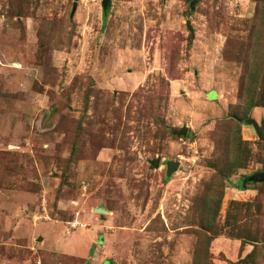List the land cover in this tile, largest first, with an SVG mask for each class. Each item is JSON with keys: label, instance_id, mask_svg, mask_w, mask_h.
I'll list each match as a JSON object with an SVG mask.
<instances>
[{"label": "rangeland", "instance_id": "obj_1", "mask_svg": "<svg viewBox=\"0 0 264 264\" xmlns=\"http://www.w3.org/2000/svg\"><path fill=\"white\" fill-rule=\"evenodd\" d=\"M101 1L0 0V264H264V0Z\"/></svg>", "mask_w": 264, "mask_h": 264}, {"label": "water", "instance_id": "obj_2", "mask_svg": "<svg viewBox=\"0 0 264 264\" xmlns=\"http://www.w3.org/2000/svg\"><path fill=\"white\" fill-rule=\"evenodd\" d=\"M195 2H196V0H191V2H190V9L191 10L193 9ZM109 4H110V0H102L101 1V5L103 6V9H106ZM73 11H74V8L72 9L71 13H73ZM187 27L189 28L188 22H187ZM243 123L245 125L251 126L254 129L258 138L260 140H264V121H261L260 124H257V122H255L252 118H247L246 120H244ZM177 134L185 136L186 129L185 128L180 129ZM158 166H159V158L150 161V167L151 168H157ZM178 166H179L178 162L167 161L166 162V175L170 176L175 170H177ZM245 182H264V173L263 172H255L249 176H246L242 180V184H245ZM94 211L105 213V210H103L102 208H95Z\"/></svg>", "mask_w": 264, "mask_h": 264}, {"label": "trees", "instance_id": "obj_3", "mask_svg": "<svg viewBox=\"0 0 264 264\" xmlns=\"http://www.w3.org/2000/svg\"><path fill=\"white\" fill-rule=\"evenodd\" d=\"M256 172H261V171H256ZM253 173H255V172H253ZM253 173H252V174H253ZM245 177H246V176H243V177H242V179H241V181H240V184H239V186L237 187L238 190H243V189H244L245 184H242V180H243Z\"/></svg>", "mask_w": 264, "mask_h": 264}, {"label": "crops", "instance_id": "obj_4", "mask_svg": "<svg viewBox=\"0 0 264 264\" xmlns=\"http://www.w3.org/2000/svg\"><path fill=\"white\" fill-rule=\"evenodd\" d=\"M251 175V174H250ZM249 176V175H248Z\"/></svg>", "mask_w": 264, "mask_h": 264}]
</instances>
